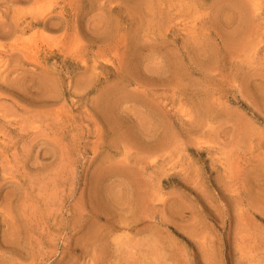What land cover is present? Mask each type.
<instances>
[{
    "label": "rangeland",
    "instance_id": "374dc122",
    "mask_svg": "<svg viewBox=\"0 0 264 264\" xmlns=\"http://www.w3.org/2000/svg\"><path fill=\"white\" fill-rule=\"evenodd\" d=\"M0 24V264H264V0Z\"/></svg>",
    "mask_w": 264,
    "mask_h": 264
},
{
    "label": "bare ground",
    "instance_id": "6f19581e",
    "mask_svg": "<svg viewBox=\"0 0 264 264\" xmlns=\"http://www.w3.org/2000/svg\"><path fill=\"white\" fill-rule=\"evenodd\" d=\"M1 25V24H0ZM2 26V25H1ZM4 26V24H3ZM110 108L112 109V107H110V105L107 107V110L110 111ZM115 115V114H114ZM121 185V184H120ZM127 190V189H126Z\"/></svg>",
    "mask_w": 264,
    "mask_h": 264
}]
</instances>
